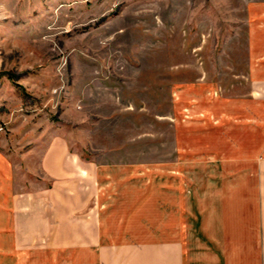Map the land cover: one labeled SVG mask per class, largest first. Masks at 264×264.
Instances as JSON below:
<instances>
[{"label": "rangeland", "instance_id": "rangeland-1", "mask_svg": "<svg viewBox=\"0 0 264 264\" xmlns=\"http://www.w3.org/2000/svg\"><path fill=\"white\" fill-rule=\"evenodd\" d=\"M249 1L0 0V151L60 137L80 161L166 186L158 174L190 167L183 108L212 113L247 87Z\"/></svg>", "mask_w": 264, "mask_h": 264}, {"label": "crops", "instance_id": "crops-1", "mask_svg": "<svg viewBox=\"0 0 264 264\" xmlns=\"http://www.w3.org/2000/svg\"><path fill=\"white\" fill-rule=\"evenodd\" d=\"M245 23L247 87L212 113L183 108L190 167L158 174L166 186L80 161L60 137L0 151V264H264V0Z\"/></svg>", "mask_w": 264, "mask_h": 264}]
</instances>
